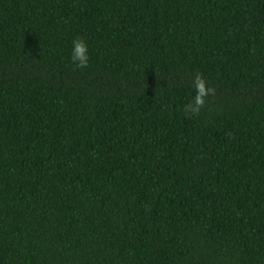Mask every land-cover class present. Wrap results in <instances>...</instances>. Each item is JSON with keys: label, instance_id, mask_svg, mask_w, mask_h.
Masks as SVG:
<instances>
[{"label": "trees", "instance_id": "1", "mask_svg": "<svg viewBox=\"0 0 264 264\" xmlns=\"http://www.w3.org/2000/svg\"><path fill=\"white\" fill-rule=\"evenodd\" d=\"M0 264H264V0H0Z\"/></svg>", "mask_w": 264, "mask_h": 264}, {"label": "clouds", "instance_id": "2", "mask_svg": "<svg viewBox=\"0 0 264 264\" xmlns=\"http://www.w3.org/2000/svg\"><path fill=\"white\" fill-rule=\"evenodd\" d=\"M73 52L71 59L77 67L88 66V48L85 40L82 37L74 38L73 40ZM194 86L196 94L189 104L185 105L184 111L186 113L198 114L199 110L205 105V97L208 95H214L215 89L212 87H206V81L202 78L201 74L197 73L194 76Z\"/></svg>", "mask_w": 264, "mask_h": 264}]
</instances>
